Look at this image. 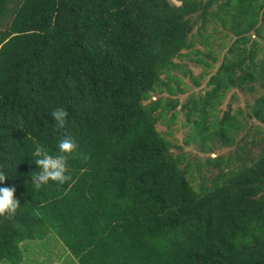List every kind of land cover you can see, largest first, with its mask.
Segmentation results:
<instances>
[{
  "label": "trees",
  "instance_id": "obj_1",
  "mask_svg": "<svg viewBox=\"0 0 264 264\" xmlns=\"http://www.w3.org/2000/svg\"><path fill=\"white\" fill-rule=\"evenodd\" d=\"M175 1L0 0V171L19 200L0 215L1 261L51 235L73 264H264V91L247 104L256 131L229 107L216 117L228 89L264 82V0ZM213 21L233 40L209 87L161 96L178 91L176 58L201 62ZM185 109V143L235 148L173 152L156 124ZM65 137L68 179L36 189V147L55 155ZM193 163L215 169L198 186Z\"/></svg>",
  "mask_w": 264,
  "mask_h": 264
},
{
  "label": "rangeland",
  "instance_id": "obj_2",
  "mask_svg": "<svg viewBox=\"0 0 264 264\" xmlns=\"http://www.w3.org/2000/svg\"><path fill=\"white\" fill-rule=\"evenodd\" d=\"M171 2L178 3L175 0H170ZM208 30L210 28H216L218 32L212 31V36H210L209 46L206 47L199 42L196 44V48L200 50V55H198L201 59V62L197 61L193 57H182L180 59L176 58L175 62L179 64L177 68H174L170 71L175 78L172 82V86L178 88V91L175 95L170 96L168 92L164 91L161 93V96L164 97H177L180 103L188 101L191 97H198L199 94L203 93L206 88H208V78L210 74H212L218 64L221 61V58L226 53V48L232 42L233 36L226 31L218 21H213L209 23ZM262 52L264 50V40L262 41ZM191 56H195L191 54ZM264 54L259 55V57H263ZM163 79H166L164 74L162 75ZM177 80V82H176ZM264 80V79H262ZM178 83V84H177ZM264 91V82L261 80H257L254 82V89L252 91L239 89V88H230L228 89L219 106L216 108V117H221L223 111L228 107L231 109V113H238L239 118L247 121V126L250 127V131H256L255 126L259 125L256 120L251 119L247 112L248 106L247 104L251 102L254 96ZM157 96L158 94H154L152 98ZM171 112L166 114V117L162 121H158L156 124V128L163 132L164 136L172 141V151L175 153H185L187 154V158L197 157L203 160L205 156H217L220 154H224L227 156L229 151H232L235 148V145H223L220 142H211L209 143V147L212 148V152L202 151L199 144L193 141H189L185 143V138L189 134L192 122H188L187 120V112L185 110H175V119L171 120L170 118ZM197 119V117H194ZM262 129H264V125H259ZM245 131V130H244ZM207 149V148H206ZM205 149V150H206ZM215 171V169L211 171V169L207 167H202V169L198 170L194 165L191 166L188 176L190 178L191 183L194 186H198L204 179L210 176L209 173ZM207 182V180H206ZM197 188V187H196ZM52 238L51 235H48L45 239L50 240ZM41 240V239H38ZM52 241V240H51ZM43 244V241L41 242ZM70 261V256L67 257ZM68 260H64L62 264H70ZM1 264V263H0Z\"/></svg>",
  "mask_w": 264,
  "mask_h": 264
},
{
  "label": "clouds",
  "instance_id": "obj_3",
  "mask_svg": "<svg viewBox=\"0 0 264 264\" xmlns=\"http://www.w3.org/2000/svg\"><path fill=\"white\" fill-rule=\"evenodd\" d=\"M52 116L58 126H64L67 116L64 108H56ZM75 148V142L67 137L57 142L58 151L55 155L43 147H36L34 162L39 167V172L32 177L34 187L40 189L42 185L49 182V179L59 183L65 182L68 179L67 159ZM6 176L8 175L4 171H0V215L13 214L19 203L18 198L14 197L15 187L2 186Z\"/></svg>",
  "mask_w": 264,
  "mask_h": 264
},
{
  "label": "crops",
  "instance_id": "obj_4",
  "mask_svg": "<svg viewBox=\"0 0 264 264\" xmlns=\"http://www.w3.org/2000/svg\"><path fill=\"white\" fill-rule=\"evenodd\" d=\"M42 241L44 245H41ZM20 247L22 259L18 264H62L69 256L59 240L53 237L50 240L44 238L21 242ZM0 263L8 264L4 260H0ZM69 263L73 264L71 261Z\"/></svg>",
  "mask_w": 264,
  "mask_h": 264
}]
</instances>
